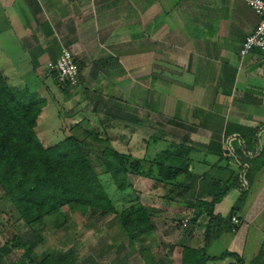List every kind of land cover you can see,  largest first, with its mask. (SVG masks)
Wrapping results in <instances>:
<instances>
[{
  "label": "crops",
  "instance_id": "crops-1",
  "mask_svg": "<svg viewBox=\"0 0 264 264\" xmlns=\"http://www.w3.org/2000/svg\"><path fill=\"white\" fill-rule=\"evenodd\" d=\"M258 21L245 0H0V74L13 92L25 89L46 101L35 134L48 148L55 140L45 129L39 133L40 120L50 117L46 113L54 108V102L50 100L49 104L47 98L56 99L54 93L58 91L51 90L47 83L52 78L44 75L47 63L55 62L63 48L71 50L81 66L73 90L83 81L104 82L99 74L102 67L126 64L122 68L129 65L131 70L137 69L145 56L143 94L151 101L143 109L159 117L148 126L161 129L162 150L171 143L192 149L188 171L195 178H180L179 183L190 186L184 191L197 192L198 187L204 192L217 190L239 173L235 157L224 151L226 133H243L264 124V61L258 50L243 59L239 57L243 42ZM139 27H144L145 33ZM139 32L146 37L145 49L134 54L132 49H139ZM91 64L90 75H84L83 69ZM118 74H122L121 69ZM141 84L137 77L130 78L134 104ZM61 90L66 102L62 100L57 107L65 105L69 117H64L62 124L58 118L61 128L66 129L62 130L65 138L79 116H74L77 110L72 95ZM138 110L135 105L133 112ZM129 112L118 109L109 118L117 128L126 129L123 123L131 117L128 125L132 129L137 120L132 118V110ZM83 113L97 114L89 110ZM155 140L151 138L147 145ZM231 142L238 140L233 138ZM259 145L264 149V132ZM259 166L250 183L243 181L246 194L230 188L215 205L213 215L222 222L213 230L214 237L207 246L209 256L229 252L249 264L264 251V163L259 162ZM128 179L132 185L130 197L137 198L134 202L147 211L154 226L146 241L150 244L148 240H159L171 249L168 264L181 263L184 247H205L208 220L204 207L197 205L198 198L193 205L176 197L167 201L162 185L133 175ZM158 188L163 193L155 195ZM201 200L209 201L210 197L202 196ZM230 217H236L238 224H233ZM186 219V228H181ZM175 231L179 234L177 240L170 243L168 237ZM229 263L231 260L226 258L208 264Z\"/></svg>",
  "mask_w": 264,
  "mask_h": 264
},
{
  "label": "trees",
  "instance_id": "trees-1",
  "mask_svg": "<svg viewBox=\"0 0 264 264\" xmlns=\"http://www.w3.org/2000/svg\"><path fill=\"white\" fill-rule=\"evenodd\" d=\"M77 66L81 68L78 63ZM49 73L56 78L55 74ZM45 104V100L25 89L13 92L0 74V190L3 198L10 201L18 219L26 226L38 228L44 219L57 216L62 208H68L73 213L87 215L89 219L113 216L112 223L116 222L131 246L134 243L142 244L154 231L149 214L137 202L117 212L113 199L100 181L101 174L109 175L114 190L121 198H131L127 195L132 192L128 176L133 175L162 185L167 201L176 197L193 205L198 198L197 205L206 210L205 247L182 248L180 264H208L226 258L231 260L229 264H245L234 253L209 256L207 246L214 237L213 230L222 222L213 215L215 205L221 202L230 188H239L241 194H246L247 189H242L243 181L250 183L260 168L259 162L264 163V149L259 145L264 124L255 129H246L243 133H226L224 151L232 154L239 166V173L231 183L217 190L204 192L198 187L197 192H186L183 189L187 187V190L190 186L179 183V180L182 176L195 178L188 171L192 149L171 143L167 149L156 151L152 157L135 160L130 154L111 147L92 149L85 144L88 134L83 137L70 134L51 147L44 148L35 134V128ZM74 128L76 126L71 130ZM92 138L97 139L95 136ZM233 138L238 143L232 144ZM96 169H101L102 173H97ZM203 178L207 180L206 176ZM202 196H208L210 200L202 201ZM59 217L61 222L64 221V214L60 213ZM54 224L56 229L62 226L58 221ZM12 249H23L22 256L15 264H76L73 248L37 258L28 256L30 248L26 243L15 241H7L0 248V264ZM139 250L147 254L146 264H158L150 255L149 247ZM249 264H264V251Z\"/></svg>",
  "mask_w": 264,
  "mask_h": 264
},
{
  "label": "rangeland",
  "instance_id": "rangeland-1",
  "mask_svg": "<svg viewBox=\"0 0 264 264\" xmlns=\"http://www.w3.org/2000/svg\"><path fill=\"white\" fill-rule=\"evenodd\" d=\"M139 31L144 32V27H139ZM140 33V32H139ZM145 33V32H144ZM143 33V34H144ZM146 43V37H143L140 33L139 38V49L135 46L132 52L136 53L144 52ZM144 57L142 56V61L144 62ZM137 65V69H130V66L126 64L117 67L101 68L99 74L102 75L104 82L101 80L87 81L82 83L76 89H69L67 93L71 94V99L74 100V116H79L78 120L72 124L76 126L69 127L68 133L74 134L77 137H83L88 134L89 138L86 141V145L92 149H102L104 147H111L121 153L131 154L132 159L141 160L143 157H152L154 149H163V145L160 141L161 129L152 128L148 126L149 122H154V120L159 119V117L148 115V113L143 109L149 106L151 98H147L144 93V81L146 79L145 65ZM86 68V67H85ZM93 69L92 64L86 69H83L82 73L84 75H90ZM119 69L122 70V74H118ZM80 70V69H79ZM46 72V71H45ZM44 73V72H43ZM131 73V74H130ZM44 75L54 78V75L49 72ZM138 79L141 85H138L136 102L134 104L130 95V78ZM48 79L47 83L51 84V90L55 89L58 92L54 93L56 97H48V103L50 100L54 102V108L50 107L46 115L49 114V118L40 120V131L45 129V132L49 135H53L54 144L63 140L64 129L61 128L64 117H66L65 105L58 109L57 105H60L61 101L65 103L66 95L64 93L60 94V88H65L59 85L57 81ZM110 80V82H108ZM55 82V83H54ZM113 85L114 87H111ZM54 87V88H53ZM59 89V90H58ZM65 90H61L64 91ZM133 90V89H132ZM48 104V105H49ZM134 105V106H133ZM135 105L139 107L138 112H133ZM79 106V108H76ZM141 107V109H140ZM118 109L130 111L132 118L136 117L137 123L130 129L129 121L125 120V126L127 128H117L114 120L109 118L110 115L107 113H112ZM96 111L97 114H86L83 111ZM130 113V112H129ZM134 113V114H133ZM129 115V114H127ZM152 116V119L150 118ZM61 117V124L58 122V118ZM133 121V120H132ZM44 123V124H43ZM117 123V122H116ZM43 125V126H42ZM72 134V135H73ZM57 135V139H55ZM97 138L93 139L92 137ZM155 140L154 143H149L147 141ZM192 152V151H191ZM94 159V158H93ZM97 173H102L101 169H96ZM133 179V178H132ZM100 181L104 188L113 199V204L117 212H121L123 209L127 208L137 198H121L115 194L114 186L110 180L109 175H100ZM150 183L145 186L149 188ZM140 187V185H139ZM155 195H160L163 193L162 189L158 188L154 191ZM130 195V194H127ZM156 197V196H155ZM62 213L65 216L64 221L61 222L59 214ZM60 213L56 216L47 217L43 220V224L35 229L26 226L21 220L18 219L17 213L13 210L11 203L8 199L3 198V192L0 190V248L8 241H15L17 243H26L30 250L28 256H35L37 258L43 257L47 254H55L62 251H67L69 248L74 249V254L76 255V264H146V253L140 252L139 249H144L149 247L150 254L155 255L154 261L158 264H168L167 261L171 256L172 251L170 248L163 246L159 240L153 239L148 240L150 242L144 241L141 245L134 243L133 246L129 244L127 240L124 239L122 233L120 232L119 226L116 222L112 223L113 216L103 219H89L88 216H82L78 212H71L68 208H62ZM56 221L62 223L60 229H56L54 223ZM107 223L108 227L105 225ZM170 234V243H175L177 240L178 231ZM158 241V243H157ZM169 241V240H168ZM160 243V244H159ZM10 245V244H9ZM173 245V244H170ZM23 249H12L10 255L2 258L1 264H15L16 261L22 256Z\"/></svg>",
  "mask_w": 264,
  "mask_h": 264
},
{
  "label": "built area",
  "instance_id": "built-area-1",
  "mask_svg": "<svg viewBox=\"0 0 264 264\" xmlns=\"http://www.w3.org/2000/svg\"><path fill=\"white\" fill-rule=\"evenodd\" d=\"M247 6L258 17V25L251 35L243 42L239 57L243 59L253 50H258L260 58L264 61V0H245ZM46 70L56 75L57 82L69 89L78 84L80 72L71 50L63 48L55 62H49ZM188 220L181 223V228H186ZM233 224H238L236 217L231 218Z\"/></svg>",
  "mask_w": 264,
  "mask_h": 264
}]
</instances>
